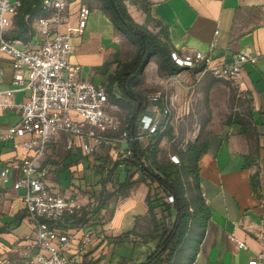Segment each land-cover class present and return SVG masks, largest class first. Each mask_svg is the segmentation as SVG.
I'll list each match as a JSON object with an SVG mask.
<instances>
[{"label":"crops","instance_id":"1","mask_svg":"<svg viewBox=\"0 0 264 264\" xmlns=\"http://www.w3.org/2000/svg\"><path fill=\"white\" fill-rule=\"evenodd\" d=\"M67 1L69 17L61 25L62 33L78 26L84 7L90 9L83 35L72 38L74 52L70 61L81 65L83 78L109 83L108 111L111 114L129 116V109L117 102L124 98L116 76L123 64L132 59L127 61L123 56L124 33L115 25L103 0L89 6L90 0ZM21 2L23 6L25 0ZM122 2L137 24L146 26L171 49L188 46L207 51L214 42L216 62L220 63L230 62L243 52L260 50L263 54L257 63L248 64L241 71L242 91L248 106L246 122L242 118L235 120L223 135L211 139L197 166L198 183L191 177L184 180L186 197L203 199L207 212H196L171 262L249 264L264 250V0ZM42 15L40 6L26 14L25 21L30 28L23 33L14 16L15 28L8 36L24 42L30 40L32 46L37 47L40 39L32 25ZM12 81L10 57L3 55L0 57V91L12 88ZM30 95L31 90L16 92L14 101L22 103ZM152 116L150 112L142 113L137 131ZM19 120L18 111L0 108L1 126ZM129 133L134 134L131 130ZM71 142L72 147L68 148L67 136L60 135L40 155L39 150L24 149L17 142H0V169L6 163L37 156L47 184L54 191L62 194L70 190L93 192L99 205L87 207L75 218V223L67 227L78 235L97 234V240L86 251L71 249L69 256L74 264H131L133 260L136 264H147V257L156 247L150 236L155 219H160L161 214L159 210L153 214L150 208L146 176L140 174L129 159L116 160L106 148L100 149L94 157L85 156L84 138L72 136ZM138 143L144 148L149 146ZM129 146L124 143V147ZM131 146L135 149V145ZM18 176V172L12 170L7 185L0 184V264L16 257L31 243L34 232L25 220L26 205L22 199L25 189H13ZM237 240L246 243L248 248L240 247ZM119 245L123 248L118 249ZM138 246H142L139 253ZM259 264H264V259Z\"/></svg>","mask_w":264,"mask_h":264},{"label":"built area","instance_id":"2","mask_svg":"<svg viewBox=\"0 0 264 264\" xmlns=\"http://www.w3.org/2000/svg\"><path fill=\"white\" fill-rule=\"evenodd\" d=\"M40 5L44 15L35 19L32 25L40 44L34 47L30 40L24 42L7 34L15 28L14 16L22 7L21 0H0V57L9 56L13 66V87L0 91V108L20 113L17 123L6 127L0 124V142H17L24 149L39 150L40 155L60 135L67 136L68 148L72 147L71 137L77 136L86 141L85 156L94 157L100 149L106 148L116 160L126 161L135 153L131 144H149L151 137L165 134L168 129L166 118L172 109L168 99L163 103L159 95L148 97L144 113L150 112L153 116L143 122L137 133L131 134L128 116L113 115L108 111L109 83H95L83 78L81 65L70 61L74 52L72 38L83 35L90 9L84 7L79 14L78 26L69 27L62 33L61 25L69 17L68 1L42 0ZM215 48L214 42L207 51L182 46L171 49L170 54L172 61L184 70H196L200 77L212 75L230 81L243 90L242 68L257 63L262 52H243L230 62L220 63L216 62ZM23 90H31V95L24 102L16 103L15 93ZM124 143L130 146L124 147ZM12 170L19 175L13 189H25L22 196L26 205L25 220L34 232L31 243L3 264H74V259L69 256L71 249L86 251L97 240V234L78 235L67 227L75 223V218L87 207L99 205L95 195L72 190L62 194L51 189L37 163V156L6 163L0 169L3 187L9 182ZM163 201L170 204L174 197L167 195ZM237 244L248 248L243 241L237 240ZM262 259L264 250L249 264H259Z\"/></svg>","mask_w":264,"mask_h":264},{"label":"trees","instance_id":"3","mask_svg":"<svg viewBox=\"0 0 264 264\" xmlns=\"http://www.w3.org/2000/svg\"><path fill=\"white\" fill-rule=\"evenodd\" d=\"M41 1L25 0L23 6L15 15L22 33L30 28V25L25 21V15L38 9L39 6L41 9ZM103 1L105 7L112 13L115 25L137 45L132 59L123 64L121 71L116 76L124 98L118 99L117 102L129 109L128 121L130 130L136 133L137 123L146 109V103L144 98L132 89L131 85L147 64L149 56L154 52L159 53L163 67L171 73H177L182 68L172 61L171 48L168 44L149 31L146 26L137 24L128 14L122 0L114 1L122 18L128 23L129 28L121 22L111 1ZM153 139L151 140L153 141ZM207 148L208 144L194 143L185 153L191 162V168H185L187 179L191 177L195 182H199L197 166L202 156L207 152ZM156 151L157 143L153 144V147L149 145L144 148L137 142L135 144V153L128 161L138 168L140 174L146 176V182L150 188L148 201L153 214H155V210H159L160 214L162 213L160 219H163L165 212H168V216L172 219L168 225L160 221V219H155L154 231L150 237L156 242V247L146 261L148 264H171L176 250L185 240L196 212L199 211L206 214L207 207L201 198L188 199L186 197L185 178L182 171L176 168V165L164 166L159 163L155 158ZM167 195L174 197V201L170 204L163 201ZM190 208L193 211H190Z\"/></svg>","mask_w":264,"mask_h":264},{"label":"rangeland","instance_id":"4","mask_svg":"<svg viewBox=\"0 0 264 264\" xmlns=\"http://www.w3.org/2000/svg\"><path fill=\"white\" fill-rule=\"evenodd\" d=\"M95 1L98 2L90 0L88 6L95 4ZM123 35V56L128 61L135 54L137 45L128 35ZM131 86L144 98L145 103L151 95H159L163 103L168 99L172 104L171 113L166 118V133L151 137L154 139H150L149 145L153 147L157 143L156 160L164 166L176 165L185 180V168H191L189 157L185 155L189 147L194 143L207 145L216 135H223L231 121L242 118L246 122L245 116L248 115L245 93L230 81L212 75L200 77L196 70L182 69L171 73L163 67L157 52L149 56L147 64ZM160 221L168 225L172 219L166 212ZM122 248L118 246V249ZM141 248L137 247V253L142 251ZM131 264H136V260Z\"/></svg>","mask_w":264,"mask_h":264},{"label":"water","instance_id":"5","mask_svg":"<svg viewBox=\"0 0 264 264\" xmlns=\"http://www.w3.org/2000/svg\"><path fill=\"white\" fill-rule=\"evenodd\" d=\"M110 1H111V4H112V6H113V8H114V10H115V12H116V14H117L118 17L120 18L121 22H122L127 28H129L128 23L122 18L121 14H120V12H119V9H118V7H117V4L115 3V1H114V0H110ZM147 264H148V263H147Z\"/></svg>","mask_w":264,"mask_h":264}]
</instances>
